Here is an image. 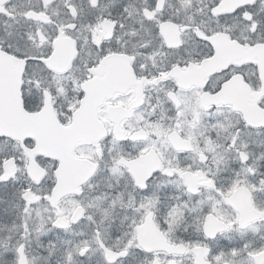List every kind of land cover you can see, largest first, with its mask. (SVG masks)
Instances as JSON below:
<instances>
[{
	"label": "snow or ice",
	"instance_id": "obj_1",
	"mask_svg": "<svg viewBox=\"0 0 264 264\" xmlns=\"http://www.w3.org/2000/svg\"><path fill=\"white\" fill-rule=\"evenodd\" d=\"M0 264H264V0H0Z\"/></svg>",
	"mask_w": 264,
	"mask_h": 264
}]
</instances>
